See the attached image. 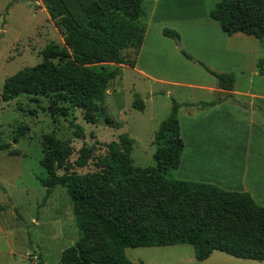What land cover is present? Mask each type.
Masks as SVG:
<instances>
[{
  "label": "trees",
  "instance_id": "trees-1",
  "mask_svg": "<svg viewBox=\"0 0 264 264\" xmlns=\"http://www.w3.org/2000/svg\"><path fill=\"white\" fill-rule=\"evenodd\" d=\"M44 7L63 35V43L51 42L42 51V60L25 66L5 79L3 99L21 94L51 97L84 110L97 107L105 98L108 83L118 69L95 70L91 65L113 63L134 67L146 33L144 0H95L98 8L81 25L63 0H42ZM264 0H218L208 17L227 34L251 35L264 47V14L255 8ZM162 35L175 40L177 31L164 27ZM134 50L130 51L129 44ZM181 55L200 65L217 80L223 90L214 100L179 103L172 99L170 113L161 121L155 140L164 139L153 158L155 165L136 167L131 151L134 140L128 133L105 144L106 151L97 154L95 145L83 143L75 160L67 140L53 133L45 136L40 164L46 176L39 178L45 193L43 202L53 188H63L70 198L81 242L62 250L61 264H135L125 254L128 247L191 244L195 258L203 260L213 250L239 258L264 260V206L247 192L230 191L207 182L173 178L177 170L183 141L180 136L179 109L183 105L200 109L233 99L229 93L234 84L232 72H218L180 47ZM264 69V56L256 64ZM132 107L144 109L141 97L135 95ZM62 108V107H61ZM94 122L93 115H85ZM76 137H83L80 125H74ZM19 126L13 140L27 132ZM8 143L0 148H8ZM11 154L17 151H10ZM90 161L93 171L80 173ZM3 207L0 206V210ZM96 234L100 239L90 247L83 242Z\"/></svg>",
  "mask_w": 264,
  "mask_h": 264
},
{
  "label": "rangeland",
  "instance_id": "rangeland-1",
  "mask_svg": "<svg viewBox=\"0 0 264 264\" xmlns=\"http://www.w3.org/2000/svg\"><path fill=\"white\" fill-rule=\"evenodd\" d=\"M63 1L81 25L98 11L96 7L99 9L95 0ZM198 1L201 10L209 11L218 0ZM165 2H168L169 8L162 6ZM177 2L159 1L161 8L157 12L159 17L156 18L164 23H155L154 28L150 29L148 45L156 37L158 25L162 26L161 30L167 27L177 31L167 22L175 19L176 15L190 12L193 7L191 4L186 6ZM143 6L147 12L151 5L148 0H144ZM255 11L263 15L264 5L256 7ZM180 38V46L174 41L179 48L182 47ZM51 42L62 44L63 35L50 19L42 0H0V145H9L6 149L0 148V206L3 207L0 210V264H61L62 250L81 242L72 204L65 190L59 186L53 188L50 196L43 202L45 189L39 178H44L46 173L40 160L47 134L53 133L57 138L69 141L72 147L70 159L75 160L83 143L95 145L96 153L103 154L106 151V143L117 140L121 133H128L134 140L131 151L133 165L141 168L151 167L155 165V149L166 144L164 139L156 141L155 133L161 121L170 113L172 99L179 103H194L214 100L220 96V93L208 90L168 85L156 86L157 91L151 96L149 92L152 83L148 75H141L137 68L99 63L91 67L106 71L117 68L118 75L108 83L104 100L87 113L69 107L64 102H59L60 108H56L51 104V97L41 95L21 94L4 100L2 95L5 79L25 66L40 62L41 51ZM128 47L130 51L134 50L132 43ZM158 50L152 67L153 72L158 71L156 75L190 80L189 82L208 86L217 85L216 78L196 62L186 60L194 67L191 69L195 72L189 71L186 70L188 66L181 67L175 60L168 58L167 51ZM193 56L205 63L202 58L195 54ZM140 64L149 71L147 53L142 57ZM245 66L248 69L249 65ZM229 72L234 74V85L237 88H245L249 84L259 88L264 84V72L260 76H253L239 69ZM166 89H169L167 96ZM135 95L143 99L142 111L132 107ZM192 109L189 105H183L179 109L182 126L180 136L187 144H195L198 140L192 134L195 127L191 122L194 119H190L188 114ZM86 114L93 115L94 122H88L85 119ZM76 124L83 128V137L75 136ZM19 126H25L28 130L15 142L13 136ZM203 131L207 132L203 135L204 142L208 144L209 140L211 144L213 139H207V135L211 133L212 127ZM12 150L17 153L11 154ZM254 158L256 161L260 160L257 155H254ZM95 169L94 162L90 161L77 171L85 173ZM169 175L190 180L180 176L177 170L170 171ZM99 242L100 239L94 234L92 239L83 242L82 246L90 247ZM174 246L128 247L125 254L135 264H179L181 249ZM184 247L193 250L190 245Z\"/></svg>",
  "mask_w": 264,
  "mask_h": 264
},
{
  "label": "crops",
  "instance_id": "crops-1",
  "mask_svg": "<svg viewBox=\"0 0 264 264\" xmlns=\"http://www.w3.org/2000/svg\"><path fill=\"white\" fill-rule=\"evenodd\" d=\"M148 1L151 6L146 12V33L134 68H137L141 75H148L152 83L149 94L155 95L158 85L186 86L217 93L223 92L217 85L196 84L189 82L190 80L158 76L155 74L158 72L156 70L153 72L154 57L155 53L159 52L158 49L167 51L168 58L175 60L181 67L188 66L186 70L194 71L191 69L194 67L189 65L187 59L181 55L174 40L161 34V25L156 28L157 35L148 45L150 29L154 28L155 23L160 22V19L156 17H159L157 12L161 8L160 0ZM177 1L180 5L193 6L190 12L176 15L175 19L171 18L172 20L167 22L179 32L181 46L186 51L202 58L208 66L218 72L239 69L253 76H260L264 72L263 69V72L259 73L256 68L258 59L264 56V49L259 39L241 32L227 34L208 17L209 11L200 9L198 0ZM167 5L168 2L162 4L164 8H169ZM169 6L173 5L169 4ZM146 53L150 62L149 71L140 64ZM164 57L167 58L166 55ZM245 65H249L248 69ZM263 86L264 84L262 87L254 88V85L249 84L245 88H237L233 84L229 92L233 96L231 102L227 100L204 109L192 106L193 109L188 111V114L191 116L190 119H194L191 123L196 132L193 129L192 134L198 140L195 144L193 142L187 144L182 140L183 149L177 169L180 176L194 181L212 183L225 190L247 192L256 203L264 206ZM165 95H169V89L165 90ZM196 103L199 102H194ZM209 127H212V131L207 135V139L212 138L213 141L210 144L208 140L206 144L203 135L207 132L204 133L203 130ZM181 131L180 123V135ZM254 155H257L260 160L256 161ZM186 245L192 246L191 244L172 245L181 249L180 256L178 255L179 264H264V260L239 258L219 250H213L203 260H197L194 247L192 246L193 250H191L184 247Z\"/></svg>",
  "mask_w": 264,
  "mask_h": 264
},
{
  "label": "water",
  "instance_id": "water-1",
  "mask_svg": "<svg viewBox=\"0 0 264 264\" xmlns=\"http://www.w3.org/2000/svg\"><path fill=\"white\" fill-rule=\"evenodd\" d=\"M174 41H176L179 44V46H180V41L178 40V38H175Z\"/></svg>",
  "mask_w": 264,
  "mask_h": 264
}]
</instances>
